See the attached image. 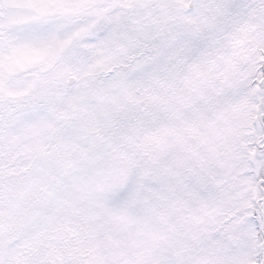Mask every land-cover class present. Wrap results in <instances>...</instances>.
Listing matches in <instances>:
<instances>
[{
  "label": "snow or ice",
  "instance_id": "obj_1",
  "mask_svg": "<svg viewBox=\"0 0 264 264\" xmlns=\"http://www.w3.org/2000/svg\"><path fill=\"white\" fill-rule=\"evenodd\" d=\"M0 264H264V0H0Z\"/></svg>",
  "mask_w": 264,
  "mask_h": 264
}]
</instances>
